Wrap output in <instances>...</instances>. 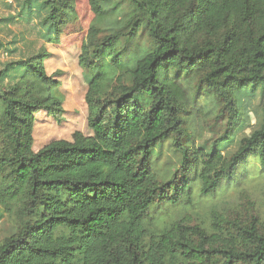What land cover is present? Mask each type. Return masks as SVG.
Instances as JSON below:
<instances>
[{"label":"trees","instance_id":"obj_1","mask_svg":"<svg viewBox=\"0 0 264 264\" xmlns=\"http://www.w3.org/2000/svg\"><path fill=\"white\" fill-rule=\"evenodd\" d=\"M17 1L21 15L41 20L48 43L61 35L71 0ZM90 5L79 60L90 134L35 150L38 114L65 120L62 71H47L45 46L0 63V219L15 220L0 264H264L259 213L234 206L199 222L153 217L190 200L199 183L203 196L239 186L251 157L264 165V0ZM119 9L124 22L100 36ZM257 99L259 127L232 147L248 122L244 106ZM201 101L224 124L210 151L190 127ZM167 142L178 159L163 175Z\"/></svg>","mask_w":264,"mask_h":264},{"label":"rangeland","instance_id":"obj_2","mask_svg":"<svg viewBox=\"0 0 264 264\" xmlns=\"http://www.w3.org/2000/svg\"><path fill=\"white\" fill-rule=\"evenodd\" d=\"M123 9H119L107 22L100 25L104 36L109 29L121 25L124 22ZM67 20L58 38L47 42L42 34L41 20L33 17H25L20 13V5L17 0H0V20L10 18L8 22L0 24V63H6L12 59L25 58L31 53L40 50L43 46L52 53L46 61L47 71L52 74L57 70L62 71L59 77L61 88L65 93V120L58 123L53 117H47L44 112L39 113L35 127V150H39L56 139H71L72 134L83 131L90 134L88 126V110L85 95L88 90V83L83 76V69L79 60L83 45L87 39L90 27L94 23V13L90 0H71V6L67 12ZM16 49V52H12ZM201 101L193 111L190 127L195 137L194 141L199 147L211 150L213 139L224 129L222 121H215L213 116H208L206 109L202 107L209 103ZM252 102V101H251ZM245 105V104H244ZM243 106V104H242ZM248 107V109H247ZM247 124L242 127L231 142L232 147L240 144L241 139L248 137L259 127L260 102L254 100L251 104L244 106ZM191 141V139H190ZM194 142V143H195ZM171 142L163 145L162 157L158 167L166 174L168 166L177 164V156L173 152ZM248 174L241 177L239 186H232L227 190H221L211 196L199 194L202 184L194 187V194L190 200L187 197L184 204L177 208L168 209L167 206L157 210L153 217L155 223L170 222L177 217L184 215L187 220L199 222L209 218L213 210H227L238 206L244 210L261 214L264 219V165L256 156L251 157ZM245 173V172H244ZM3 209L0 207V213ZM15 220L6 214L0 219V244L3 239L12 234L15 230Z\"/></svg>","mask_w":264,"mask_h":264}]
</instances>
